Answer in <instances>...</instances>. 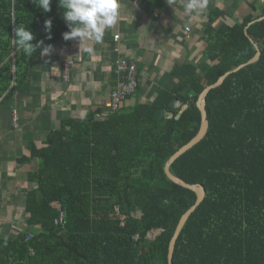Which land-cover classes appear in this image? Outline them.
Instances as JSON below:
<instances>
[{
  "label": "trees",
  "instance_id": "obj_1",
  "mask_svg": "<svg viewBox=\"0 0 264 264\" xmlns=\"http://www.w3.org/2000/svg\"><path fill=\"white\" fill-rule=\"evenodd\" d=\"M34 2L0 0V103L27 86L41 51L32 57L17 51L15 28L25 25L32 43L43 40V46L69 29L59 0L47 13ZM143 4L152 12L169 6L166 0ZM223 13L214 9L211 21ZM263 16L264 4H250L233 26L208 25L207 61L177 64L172 87L152 104H123L104 120L93 113L66 121L46 147L31 145L38 187L28 194L27 211L37 230L0 237V264H168L170 242L197 195L172 182L166 164L199 133L204 90L257 54L246 29ZM49 19L51 39L44 28ZM248 33L259 61L208 94L207 136L171 166L175 176L207 191L177 240L173 264H264V20Z\"/></svg>",
  "mask_w": 264,
  "mask_h": 264
},
{
  "label": "crops",
  "instance_id": "obj_2",
  "mask_svg": "<svg viewBox=\"0 0 264 264\" xmlns=\"http://www.w3.org/2000/svg\"><path fill=\"white\" fill-rule=\"evenodd\" d=\"M118 2L117 22L106 30L103 42H87L94 49L92 54L84 52V45L80 48L78 38L65 40L62 34L49 55H39L30 64L27 86L0 103L1 238L37 230L28 223V194L38 187L31 175L39 169L30 146L46 147L48 136L66 121L85 120L93 113L96 120H104L121 80L116 72L119 59L135 63L139 73V90L123 104L128 108L152 104L161 91L172 87L170 73L177 64L199 66L207 61L203 36L208 25L233 26L249 13L250 4H264V0H208L203 13L190 18L184 13L187 0H176L172 7L154 12L144 6V0ZM214 9L224 13L212 22ZM66 62H72L68 81L63 77Z\"/></svg>",
  "mask_w": 264,
  "mask_h": 264
},
{
  "label": "clouds",
  "instance_id": "obj_3",
  "mask_svg": "<svg viewBox=\"0 0 264 264\" xmlns=\"http://www.w3.org/2000/svg\"><path fill=\"white\" fill-rule=\"evenodd\" d=\"M51 2L52 0H35L34 3L47 13L51 11ZM166 3L172 7L176 4V0H166ZM207 4L208 0H187L184 4V13L190 18L193 14L200 15L207 8ZM59 7L64 9L63 19L70 29L63 34V38L65 40L78 38L80 48L84 45L83 50L88 54H92L94 49L88 46L87 42L102 43L106 30L116 24L119 15L118 0H59ZM51 26V20H45L44 28L48 34L47 39L52 38ZM14 31L15 38L11 40L17 51L22 50L28 57H32L37 49H41V56L51 53L53 46H43V40L37 41L36 44L32 43L35 37L25 25H19Z\"/></svg>",
  "mask_w": 264,
  "mask_h": 264
},
{
  "label": "water",
  "instance_id": "obj_4",
  "mask_svg": "<svg viewBox=\"0 0 264 264\" xmlns=\"http://www.w3.org/2000/svg\"><path fill=\"white\" fill-rule=\"evenodd\" d=\"M264 20V16L258 18L257 20L251 22L247 29H246V34L247 36L250 38L251 42L254 44V46L257 49V54L255 55V57L253 59H251L248 63L241 65L240 67H238L237 69L230 71L228 73H226L224 76H222L215 84L208 86L204 92L200 95L199 101H198V107L201 111L202 114V124H201V128L199 133L197 134V136L195 138H193L188 144H186L185 146H183L177 153H175L171 159L169 160V162L166 164L165 167V172L167 177L174 182L175 184L182 186L183 188L192 190L196 193L197 195V200L194 204L193 207H191L181 218L176 232L170 242V247H169V255H168V264H173V258H174V252H175V248H176V243L177 240L180 236V234L182 233L186 223L188 222L189 218L191 217V215L196 211V209L202 204V202L205 200L206 196H207V191L204 188L203 185L201 184H196V185H192L189 184L187 182H185L184 180L178 178L177 176H175L172 172H171V166L172 164L178 160L181 156H183L185 153H187L189 150H191L193 147H195L197 144H199L208 134L209 131V121H208V116H207V110H206V105H207V96L208 94L213 90L216 89L218 87H220L225 80L227 79V77L229 75H231L232 73L238 72L239 70L243 69L244 67L254 64L256 62L259 61L260 57H261V51L259 49V46L254 42V40L249 36L248 33V28L250 25H252L253 23L257 22V21H263ZM179 102L176 100L172 103V107L176 108L178 107Z\"/></svg>",
  "mask_w": 264,
  "mask_h": 264
},
{
  "label": "built area",
  "instance_id": "obj_5",
  "mask_svg": "<svg viewBox=\"0 0 264 264\" xmlns=\"http://www.w3.org/2000/svg\"><path fill=\"white\" fill-rule=\"evenodd\" d=\"M115 42H120V36L115 37ZM117 51H120L119 47ZM72 62H66L63 69V77L69 80L71 77ZM116 72L121 76L118 87L113 91L111 98V113L118 111L123 103L130 96L134 95L139 87V73L135 63L128 61L126 58H121L116 62ZM15 126H18L17 119H15ZM64 215L61 214L60 218L56 220V224L63 222ZM139 240L138 237H136Z\"/></svg>",
  "mask_w": 264,
  "mask_h": 264
}]
</instances>
